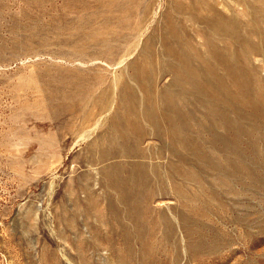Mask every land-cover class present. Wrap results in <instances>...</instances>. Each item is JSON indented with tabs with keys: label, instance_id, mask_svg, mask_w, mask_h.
I'll return each instance as SVG.
<instances>
[{
	"label": "rangeland",
	"instance_id": "1",
	"mask_svg": "<svg viewBox=\"0 0 264 264\" xmlns=\"http://www.w3.org/2000/svg\"><path fill=\"white\" fill-rule=\"evenodd\" d=\"M217 1L239 15L248 85L213 65L237 97L210 85L206 97L181 95L184 117L169 131L168 93L181 89L166 15L207 57L204 22L171 0H136L126 24L112 0H0V264H264V20L250 15L264 18V0ZM143 54L150 103L135 75ZM110 166L139 199L138 221Z\"/></svg>",
	"mask_w": 264,
	"mask_h": 264
},
{
	"label": "bare ground",
	"instance_id": "2",
	"mask_svg": "<svg viewBox=\"0 0 264 264\" xmlns=\"http://www.w3.org/2000/svg\"><path fill=\"white\" fill-rule=\"evenodd\" d=\"M153 1L154 0H152V2ZM220 1H222V3L224 2V4L228 3L227 0H220ZM241 1H245L246 4L248 2V0H241ZM171 2L174 3L176 6H178L179 8H182L183 10H185L188 13V18L191 19V21H196V22L202 21L205 23V27L201 28V32H203L204 34V41H205L204 44H205V47L207 48L208 56L206 57L201 53H194L192 51V47L190 45L189 40H187L189 39V35L182 28L183 26L182 27L180 26L182 25V23L181 22L176 23V20L174 21L171 15H166V20H167L166 22L167 24L165 27L166 34L163 40L164 41V53L170 54L174 60H178L177 63H174V64L170 63L169 67H170V72L173 77L172 81L174 85H176L178 88L181 89V93H178V94L177 92L173 90L168 93L170 103L168 106V112L166 113V116H167L166 120H167V124L169 122V125H168L169 131H173L175 127L174 125L176 123V119H175L176 117H178L177 119L184 117L185 109L183 108V106L185 107V105H183V101L181 102V95L187 96L188 94H190V92L198 91V94L200 96L206 97L207 96L206 89L210 85L209 89H213V90H215V86H216V93H219L223 99H227L228 97L234 98V96H236L237 93L233 91L229 86L225 85V83L223 82L224 75H218L217 82L213 81V77L209 75L211 74V72L208 70L213 65H216L217 63L221 64L225 68V71L229 75H231V78L235 80V83L239 82L242 84V86H247L248 85L247 80L249 79V73L245 69L241 68V65L239 63L238 52L234 48L235 41H237V38H238L239 15L233 13L231 16H225V14H223V12L217 8L216 6L218 2L217 0H171ZM112 3L117 4V6L121 7L123 11V16H121V18L119 19V21L122 24H126L127 20H131L130 14L134 12V9L137 5L136 0H112ZM257 10L258 9L256 8L253 9L250 12V15L252 16V20H253V16H257L258 19H255V20H258L257 24H259L261 21L264 20V18L258 13ZM85 18L86 17H82L80 18V20H88V18L87 19ZM141 21L142 20L140 19V22ZM139 27H140L139 22H137V24L135 25H132L133 30H137ZM77 30L81 32L84 31L82 27L77 28ZM92 31L93 29L91 30V32ZM221 35H224L225 37L227 36V40L229 41L224 47L219 46L218 44V36L220 39ZM91 37H93L100 43L102 42L101 41L102 39L98 40V38L96 37V34L92 35ZM98 46L105 47L106 48L105 52L107 53L112 52L114 50V47L107 41L104 44L98 45ZM247 49L249 50V47H247ZM248 50L245 49L244 52L248 53L249 52ZM146 57L147 56H145V54H143L141 57V60H144L145 64L146 62L149 61L148 60L149 58H146ZM196 61H198V63ZM147 64L148 66L144 67L143 65L142 68L144 69L139 71V73L135 75L137 76L140 85H142L144 88L143 93L146 99H149L147 100V102L150 103V99H152L151 97L153 96V91H151V88L148 85V82L151 81V77H149L150 76L149 74H150V69H151L150 67L153 65H151L149 62ZM123 84H126V82H124ZM121 94L126 95L127 92L122 90ZM176 98L179 100H176ZM154 106L156 109L155 111L153 110L150 115L152 116L155 115L154 117L156 118H154V121H155V124L157 125L155 127H158L159 126L158 120L160 118L159 117L160 109L156 105ZM148 110H151V109L148 108ZM122 147L128 148V145H123ZM116 168L118 167L110 166L105 169L108 174L109 183L112 186L117 187L119 189V197L121 201L124 203L126 209L131 212L132 217L138 221L139 216H140L139 215L140 201L139 199L137 200V198L134 197V195L131 192H129L128 189L126 190L124 189L123 187L124 181H121V179L117 177L114 178V174H115L114 171ZM110 207L112 209H116V205L113 203V200H111L110 202Z\"/></svg>",
	"mask_w": 264,
	"mask_h": 264
}]
</instances>
